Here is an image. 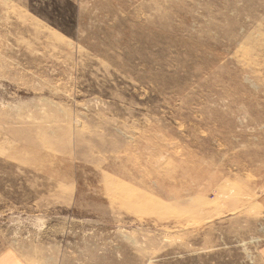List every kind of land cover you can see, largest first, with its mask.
<instances>
[{
	"label": "rangeland",
	"instance_id": "374dc122",
	"mask_svg": "<svg viewBox=\"0 0 264 264\" xmlns=\"http://www.w3.org/2000/svg\"><path fill=\"white\" fill-rule=\"evenodd\" d=\"M264 264V0H0V259Z\"/></svg>",
	"mask_w": 264,
	"mask_h": 264
},
{
	"label": "crops",
	"instance_id": "0c3cea01",
	"mask_svg": "<svg viewBox=\"0 0 264 264\" xmlns=\"http://www.w3.org/2000/svg\"><path fill=\"white\" fill-rule=\"evenodd\" d=\"M0 264H20L19 262L15 261L13 258H1L0 259Z\"/></svg>",
	"mask_w": 264,
	"mask_h": 264
}]
</instances>
